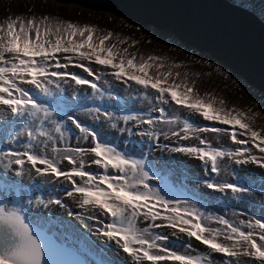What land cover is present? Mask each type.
Listing matches in <instances>:
<instances>
[{"label":"snow or ice","instance_id":"snow-or-ice-1","mask_svg":"<svg viewBox=\"0 0 264 264\" xmlns=\"http://www.w3.org/2000/svg\"><path fill=\"white\" fill-rule=\"evenodd\" d=\"M138 43L0 20V264H264V127Z\"/></svg>","mask_w":264,"mask_h":264},{"label":"water","instance_id":"water-1","mask_svg":"<svg viewBox=\"0 0 264 264\" xmlns=\"http://www.w3.org/2000/svg\"><path fill=\"white\" fill-rule=\"evenodd\" d=\"M170 31L264 92V20L236 0H53ZM258 7V0H243ZM264 1V0H263ZM63 259L82 258L68 250Z\"/></svg>","mask_w":264,"mask_h":264},{"label":"rangeland","instance_id":"rangeland-1","mask_svg":"<svg viewBox=\"0 0 264 264\" xmlns=\"http://www.w3.org/2000/svg\"><path fill=\"white\" fill-rule=\"evenodd\" d=\"M242 5L251 8L259 17L264 20V7L256 8L250 6L243 0H236ZM259 4V3H258ZM46 10L62 14L65 18L81 23L88 22L97 25L99 29L106 34L111 30L114 34L126 37L129 44L133 39L139 41L134 46L138 49L139 55H161L175 59L177 62H193L195 67L202 68L205 73H211L210 80L216 84L222 93H227L234 103L244 110L250 109L249 115L254 118V127H264V92H261L248 83L238 74L231 72L220 62L214 60L204 51H199L192 46H188L179 41L170 31H159L151 26H143L133 21H127L128 18L110 14L105 11H93L92 9L79 6L77 4H63L53 0H0V20L9 15H29L34 11L37 15ZM207 63H204V62ZM200 62V63H196ZM220 72H217V69ZM205 81L209 77H204ZM259 191V189H257ZM258 205L260 197L253 194L250 198ZM235 209H229L232 211ZM250 211L254 209H249ZM258 212V209H255ZM59 211V210H57ZM223 212L224 209H221ZM95 237H93V241ZM93 243V247H95Z\"/></svg>","mask_w":264,"mask_h":264},{"label":"bare ground","instance_id":"bare-ground-1","mask_svg":"<svg viewBox=\"0 0 264 264\" xmlns=\"http://www.w3.org/2000/svg\"><path fill=\"white\" fill-rule=\"evenodd\" d=\"M258 6H260V7H264V1L263 0H258ZM93 11H101V10H95V9H92ZM72 70H75V71H79V70H77V69H72ZM232 100H234V99H231V101ZM235 101V100H234ZM233 101V102H234ZM255 171H257L258 172V170H255ZM37 194H39V193H37ZM202 247V246H201Z\"/></svg>","mask_w":264,"mask_h":264},{"label":"trees","instance_id":"trees-1","mask_svg":"<svg viewBox=\"0 0 264 264\" xmlns=\"http://www.w3.org/2000/svg\"><path fill=\"white\" fill-rule=\"evenodd\" d=\"M127 21L134 23V22H133L131 19H129V18H128V20H127Z\"/></svg>","mask_w":264,"mask_h":264}]
</instances>
